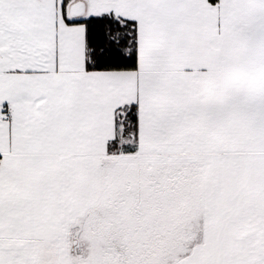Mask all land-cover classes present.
I'll return each mask as SVG.
<instances>
[{
  "label": "snow or ice",
  "instance_id": "obj_1",
  "mask_svg": "<svg viewBox=\"0 0 264 264\" xmlns=\"http://www.w3.org/2000/svg\"><path fill=\"white\" fill-rule=\"evenodd\" d=\"M0 264H264V0H0Z\"/></svg>",
  "mask_w": 264,
  "mask_h": 264
}]
</instances>
